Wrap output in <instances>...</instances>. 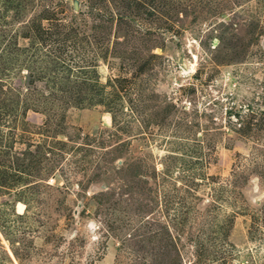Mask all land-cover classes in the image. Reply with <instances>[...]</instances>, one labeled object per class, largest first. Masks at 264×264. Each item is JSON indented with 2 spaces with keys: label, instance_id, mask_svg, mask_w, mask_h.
Listing matches in <instances>:
<instances>
[{
  "label": "rangeland",
  "instance_id": "obj_1",
  "mask_svg": "<svg viewBox=\"0 0 264 264\" xmlns=\"http://www.w3.org/2000/svg\"><path fill=\"white\" fill-rule=\"evenodd\" d=\"M19 2L98 94L0 120V264H264V0Z\"/></svg>",
  "mask_w": 264,
  "mask_h": 264
},
{
  "label": "trees",
  "instance_id": "obj_2",
  "mask_svg": "<svg viewBox=\"0 0 264 264\" xmlns=\"http://www.w3.org/2000/svg\"><path fill=\"white\" fill-rule=\"evenodd\" d=\"M4 10L12 9L14 13L17 12L18 6H20L19 0H2ZM25 31L19 33L20 37L31 38L30 46L28 47H19L17 45V35L12 37L6 36V34L0 35V73L5 71H11V65L16 63L17 57L19 55H24L25 52L28 53V67L32 64L34 65V71L31 75L32 82L46 80V94L44 97L43 94L35 92L34 89H26L21 97V105L19 108L18 96L13 99L4 92V96L0 99V120L3 119V116L10 115H21L24 117V114L27 109L33 111L36 106L30 103L31 98L35 102L44 103L52 102V99L58 94V98H69L76 96L77 101L80 102L84 98L88 100H93L94 96L98 94L95 89V85L91 83L89 77L85 76L86 72L80 71L86 69L87 67H92L90 64L78 65V62L75 63L66 58V49L67 47L72 48L69 43L63 39H56V47L50 46L54 43L53 32L51 29L43 28L37 24L30 23L25 26ZM63 56V57H61ZM10 65V67H8ZM14 69V68H13ZM73 70H79L82 74L79 84H77V76L75 78H70L73 75ZM4 74V73H3ZM91 86V87H90ZM100 87V91H101ZM0 89V94H1ZM28 94V97H27ZM26 95V97H25ZM29 95L32 97L29 98ZM43 97V98H42ZM28 100V103L26 101ZM43 99V100H42ZM19 108V109H18ZM25 122H21L22 132L27 131L24 126Z\"/></svg>",
  "mask_w": 264,
  "mask_h": 264
}]
</instances>
